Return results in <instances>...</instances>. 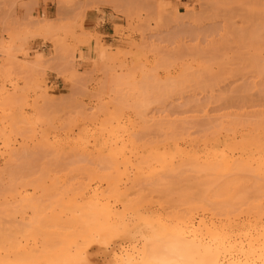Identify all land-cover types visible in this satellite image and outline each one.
Masks as SVG:
<instances>
[{
  "label": "rangeland",
  "instance_id": "374dc122",
  "mask_svg": "<svg viewBox=\"0 0 264 264\" xmlns=\"http://www.w3.org/2000/svg\"><path fill=\"white\" fill-rule=\"evenodd\" d=\"M93 6L109 20L106 33L87 30L85 9L69 0H58L56 13L29 19L0 11L1 250H11L13 241L41 243L63 211L57 221H65L63 200L68 205L67 196L88 184L107 187V176L119 190L133 191L128 198L147 217L184 212L193 198L209 205V184L226 180L179 162L169 170L145 160L135 163L138 170L100 159L93 150L107 142L103 129L124 128L144 154L175 151L177 140L180 148L203 151L236 132L240 139L264 129V0H101ZM252 183L245 179L247 192L239 191L253 197ZM76 197L73 202H83ZM90 236L80 237L64 260L56 243L55 258L18 260L13 250L9 257L2 253V264H115L114 253L129 246L125 235Z\"/></svg>",
  "mask_w": 264,
  "mask_h": 264
},
{
  "label": "bare ground",
  "instance_id": "6f19581e",
  "mask_svg": "<svg viewBox=\"0 0 264 264\" xmlns=\"http://www.w3.org/2000/svg\"><path fill=\"white\" fill-rule=\"evenodd\" d=\"M116 126L115 129L111 128V131L103 129L105 132L101 130L102 132L99 134L104 137L107 136L105 137L107 142L102 141V143L105 142L104 144L100 143L102 147L97 149L98 147L95 145L96 148L93 150H96L95 152L100 159L112 161L111 163L113 164L118 162L117 164H123L122 167H126V169L130 165H134L133 167L136 168L138 165L136 166L135 163L140 164L141 161L145 162V160H148L161 166V169L175 170L174 164L179 162L180 167H183L182 165L188 166L187 168L191 167L192 172L195 170L197 174L199 172L206 173L208 176L214 177L216 181L221 178H226V180L221 186L209 184L213 188H210L209 200H206L204 196L200 198L208 201L209 205L197 202L196 205L193 204L198 200L196 197L197 200L195 198H193L194 201L191 200L192 206H186L188 209L183 210L185 213L177 211L179 212L178 214L171 213L174 216L168 214L170 217H167L168 215L163 216V214H152L147 217L142 213L141 215L138 211L140 209L138 208L139 205L136 202L134 203L130 199L131 197L128 198L133 191H129L131 193L127 194L128 188L124 190L125 193L122 188L119 190V182H113L114 179H111L110 176H107L110 178L106 177L107 180L104 181L105 179L102 180L101 178L105 177L102 176L100 179L103 183L107 182V187L104 188L102 185H97V187L91 188L89 187L91 184H86L87 186L82 189V185H85L82 184L80 187L82 190L76 189L79 190V192L76 191L78 192L77 194L76 192L71 193L72 189L67 191L65 194L71 193L75 199L77 198L76 196H82L83 202L80 201L82 204L78 205L80 202H76V200L73 202L74 199H71L72 197H68L70 196L68 195V205L63 200L64 210L66 208L69 210V213L65 215V221L59 222L60 218L64 216L65 211H63V216L61 214L59 215V217L61 216L60 218L55 217L54 220L56 221L52 220L55 222L54 226L51 222L53 226L51 228H54V230L51 233L48 232L49 235H45L47 237H43L42 242L40 241L41 243L34 239L33 241L35 242L33 244L27 241L25 245H21L18 241L16 243L13 241L14 243L10 245L11 250H6L7 248L0 249V264L3 261L5 262V260H1L3 259L2 253L7 251L19 253V256L13 253L15 258L18 257V260H21L19 259L20 257L25 260L31 259L35 255H37L35 258L54 257L51 245L56 243L61 246L56 255H63L62 259L64 260V258H69L68 254L78 239L83 236L91 237L90 233L91 235H97V237L103 234L106 235V233L111 234L112 238L117 235L126 236L129 246H125L126 248L122 247V249L119 248V251L114 253L113 260L115 264H151L152 258L161 255L165 243L170 240H180L188 246L190 251L194 250L202 254L206 264H264V201H262L264 200V184L261 185L260 182L261 179H264V129H261L262 132H257L256 130L254 131V127L257 125L251 126L254 132L250 134L243 133L244 135L242 134L240 139L235 137L237 133L235 131L236 133L231 138H224L225 140L222 143H212L213 145H209V148L205 147L203 151L180 148L177 145L179 140H177L176 142L174 141V144L176 143L175 151L171 149L174 152L156 150V147H153L155 151L151 153L149 151L148 154H144L140 149L142 154L137 147L136 138H132L131 134H128L123 127L120 128H123L124 131L116 128ZM262 126L264 124L259 127ZM227 132L232 131L227 130ZM169 135L167 134L166 137ZM95 136L97 137V135ZM97 138L94 139L95 142L93 144L98 142L99 138ZM172 139H175V136ZM166 142L167 140L164 141L165 144H167ZM203 143L205 146L206 143ZM88 144L85 145L88 146ZM85 148L84 150L82 149L83 152L88 151ZM88 154L91 155L90 153ZM119 165H116V169H118L117 166ZM137 168L138 170L141 169L140 166ZM123 174H125V171L122 174L120 173V177L118 176L116 181H119L124 176ZM126 175L131 179L129 174ZM247 178L254 182L252 186L257 185V187L255 186L256 189L253 188L255 192L253 191L254 195L251 198L244 194L243 191H239V189L245 190L242 182ZM131 181L135 180L131 179ZM78 186L75 188H79ZM237 187L241 188H238L237 191ZM235 189L236 191H234ZM245 192L247 191L245 190ZM204 200H199V202ZM188 203L190 204V202ZM186 210L188 211L186 212ZM35 237L32 236V238ZM2 247L0 246V248ZM9 256L11 255L7 252L5 257Z\"/></svg>",
  "mask_w": 264,
  "mask_h": 264
},
{
  "label": "crops",
  "instance_id": "0c3cea01",
  "mask_svg": "<svg viewBox=\"0 0 264 264\" xmlns=\"http://www.w3.org/2000/svg\"><path fill=\"white\" fill-rule=\"evenodd\" d=\"M79 8H84V26L89 31L106 33L108 21L93 5L101 0H69ZM2 15L13 20L29 19L37 15L44 16L46 12L58 10V0H0Z\"/></svg>",
  "mask_w": 264,
  "mask_h": 264
},
{
  "label": "clouds",
  "instance_id": "9594fccd",
  "mask_svg": "<svg viewBox=\"0 0 264 264\" xmlns=\"http://www.w3.org/2000/svg\"><path fill=\"white\" fill-rule=\"evenodd\" d=\"M151 264H206V260L180 240H170L165 243L162 254L152 258Z\"/></svg>",
  "mask_w": 264,
  "mask_h": 264
}]
</instances>
